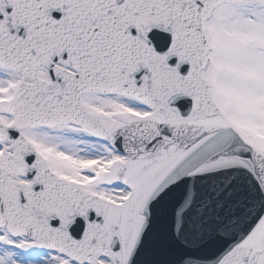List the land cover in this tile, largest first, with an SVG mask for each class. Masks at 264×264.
Here are the masks:
<instances>
[{
    "label": "snow or ice",
    "instance_id": "snow-or-ice-1",
    "mask_svg": "<svg viewBox=\"0 0 264 264\" xmlns=\"http://www.w3.org/2000/svg\"><path fill=\"white\" fill-rule=\"evenodd\" d=\"M0 264H264V0H0Z\"/></svg>",
    "mask_w": 264,
    "mask_h": 264
}]
</instances>
